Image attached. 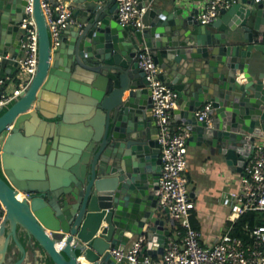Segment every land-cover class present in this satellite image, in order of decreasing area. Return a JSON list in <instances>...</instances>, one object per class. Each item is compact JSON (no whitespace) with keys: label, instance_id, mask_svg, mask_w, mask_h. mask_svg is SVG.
<instances>
[{"label":"water","instance_id":"water-1","mask_svg":"<svg viewBox=\"0 0 264 264\" xmlns=\"http://www.w3.org/2000/svg\"><path fill=\"white\" fill-rule=\"evenodd\" d=\"M70 4L76 22L53 47L42 0H0V80L17 77L29 6L39 37L34 77L0 106V264L10 253L13 264H40L33 252L52 264H124L112 250L140 236L143 254L164 252L175 220L159 205L143 45L180 93L175 117L189 126V145L241 172L264 138L263 2L241 0L207 24L191 0H141L143 29L120 23L118 0ZM208 102L211 121H200Z\"/></svg>","mask_w":264,"mask_h":264},{"label":"built area","instance_id":"built-area-1","mask_svg":"<svg viewBox=\"0 0 264 264\" xmlns=\"http://www.w3.org/2000/svg\"><path fill=\"white\" fill-rule=\"evenodd\" d=\"M240 1L204 0L199 7L198 17L201 22L210 24L220 16L223 9ZM255 1L264 3V0ZM118 3L120 23L139 29L147 27L148 5H142L141 0H118ZM42 5L55 47L59 44L63 29L76 22L72 6L70 0H42ZM27 12L30 16L23 23L27 39L23 42L24 53L17 73L19 83L11 91L8 82L0 80V106L11 103L31 82L37 71L39 37L33 6H29ZM137 60L149 80L153 117L159 128L162 159L159 205L162 209H169L178 228H174L167 236L164 252L161 254H143L147 238L140 236L126 249L112 250L113 255L124 264H264V224L252 230V241L233 235L231 226L215 243H203V232L192 221L196 202L187 175V147L191 130L187 124L175 117L180 93L162 78V68L150 47L142 46ZM211 109V102L201 106L197 110L198 119L210 122ZM222 201L229 210L228 219L232 224L249 211H264V138L256 142L254 151L237 177L236 185L224 193ZM1 221L2 217L0 223ZM142 254L144 259L140 260Z\"/></svg>","mask_w":264,"mask_h":264},{"label":"crops","instance_id":"crops-1","mask_svg":"<svg viewBox=\"0 0 264 264\" xmlns=\"http://www.w3.org/2000/svg\"><path fill=\"white\" fill-rule=\"evenodd\" d=\"M191 1L194 7L199 8L204 0ZM148 18L147 14V22ZM15 80L17 81V77ZM5 81H9V87L11 82L14 83V79ZM187 154L189 159L187 175L196 202L192 217L203 232V243L211 245L232 226L231 220L228 219L229 210L224 206L222 199L224 193L236 185L240 171L229 164L222 155L213 154L211 150H206L200 145L188 144ZM174 224L168 221L166 226L173 230Z\"/></svg>","mask_w":264,"mask_h":264},{"label":"trees","instance_id":"trees-1","mask_svg":"<svg viewBox=\"0 0 264 264\" xmlns=\"http://www.w3.org/2000/svg\"><path fill=\"white\" fill-rule=\"evenodd\" d=\"M6 110V109H5ZM4 110V111H5ZM3 111V112H4ZM2 112V113H3ZM192 211V215H193ZM193 224L198 228V225L195 222L194 217H192ZM264 224V211H249L246 214L242 215L235 223L232 224V234L243 238L245 241H252L251 232L258 226ZM175 229L178 228L177 223L174 226ZM25 241V236H22ZM49 264H52V261L47 258Z\"/></svg>","mask_w":264,"mask_h":264},{"label":"flooded vegetation","instance_id":"flooded-vegetation-1","mask_svg":"<svg viewBox=\"0 0 264 264\" xmlns=\"http://www.w3.org/2000/svg\"><path fill=\"white\" fill-rule=\"evenodd\" d=\"M13 244V243H12ZM11 246H13V245H11ZM33 255H34V257H35V260L36 261H39V263L40 264H49V261H47L46 260V257L44 256V257H42V256H38L37 254H36V252H33ZM13 258H14V256L10 253V254H8V258H7V263L8 264H13L14 262H16L15 260H13ZM15 258H17V256H15ZM17 260V259H16ZM34 260V261H35Z\"/></svg>","mask_w":264,"mask_h":264},{"label":"rangeland","instance_id":"rangeland-1","mask_svg":"<svg viewBox=\"0 0 264 264\" xmlns=\"http://www.w3.org/2000/svg\"><path fill=\"white\" fill-rule=\"evenodd\" d=\"M9 82V81H8ZM18 83H19V81L17 80H14V83H10V90L12 91V90H14L16 87H17V85H18ZM189 186H190V184H189Z\"/></svg>","mask_w":264,"mask_h":264},{"label":"bare ground","instance_id":"bare-ground-1","mask_svg":"<svg viewBox=\"0 0 264 264\" xmlns=\"http://www.w3.org/2000/svg\"><path fill=\"white\" fill-rule=\"evenodd\" d=\"M21 197H23V195H21Z\"/></svg>","mask_w":264,"mask_h":264}]
</instances>
